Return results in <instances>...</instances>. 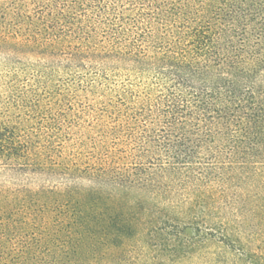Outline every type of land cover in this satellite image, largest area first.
I'll return each mask as SVG.
<instances>
[{
	"label": "trees",
	"instance_id": "1",
	"mask_svg": "<svg viewBox=\"0 0 264 264\" xmlns=\"http://www.w3.org/2000/svg\"><path fill=\"white\" fill-rule=\"evenodd\" d=\"M170 226L264 264V0H0V264Z\"/></svg>",
	"mask_w": 264,
	"mask_h": 264
},
{
	"label": "rangeland",
	"instance_id": "2",
	"mask_svg": "<svg viewBox=\"0 0 264 264\" xmlns=\"http://www.w3.org/2000/svg\"><path fill=\"white\" fill-rule=\"evenodd\" d=\"M164 231L151 239L153 245L145 251V238L139 235L134 239L133 247L119 251V257H136V260L130 258L135 264H143L145 256L147 264H244L237 250L229 249L218 241L217 236L210 237L204 230L197 232L193 228L181 230L170 226Z\"/></svg>",
	"mask_w": 264,
	"mask_h": 264
}]
</instances>
